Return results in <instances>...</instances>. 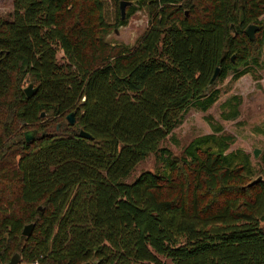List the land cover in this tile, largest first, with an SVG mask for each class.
<instances>
[{
  "label": "trees",
  "instance_id": "obj_1",
  "mask_svg": "<svg viewBox=\"0 0 264 264\" xmlns=\"http://www.w3.org/2000/svg\"><path fill=\"white\" fill-rule=\"evenodd\" d=\"M115 1L113 23L102 0H13L0 16V264H264V174L251 183L249 155L227 153L234 136L212 124L180 155L160 146L218 82L260 66L264 0H135L126 17L145 8L148 24L131 45L107 40L127 22ZM150 153L161 167L127 180Z\"/></svg>",
  "mask_w": 264,
  "mask_h": 264
},
{
  "label": "rangeland",
  "instance_id": "obj_2",
  "mask_svg": "<svg viewBox=\"0 0 264 264\" xmlns=\"http://www.w3.org/2000/svg\"><path fill=\"white\" fill-rule=\"evenodd\" d=\"M129 1L134 4L135 0ZM104 17L113 23L117 18V4L115 0H102ZM125 6V16L126 17ZM13 11V0H0V16L8 17ZM264 18V15H263ZM148 24V14L145 8H139L127 18V22L110 28L107 40L112 44L131 45L143 32ZM61 53L58 55L60 56ZM260 66L254 67L251 72L241 76L236 81L227 77L222 82L217 83L221 88L219 99L207 110L200 111L190 108L185 113L182 123L177 126L160 144L167 147L174 155H180L183 147L195 136L211 133L213 125H220L222 133L234 136V141L227 150L235 152V162L243 158L244 154L249 155L252 177L263 176L264 174V132L256 129V126H264V47L260 57ZM31 81L23 83V89ZM237 95L241 99L239 105V116L235 119H225L222 115L227 108L223 104L231 96ZM64 120L63 122H65ZM62 122V123H63ZM213 124V125H212ZM68 124H61L58 130L67 129ZM50 129L54 130V127ZM257 149V157L253 151ZM161 167L157 156L150 153L145 159L137 164L127 180L134 179L142 170L155 171ZM264 224V223H262ZM18 264H31L19 262Z\"/></svg>",
  "mask_w": 264,
  "mask_h": 264
},
{
  "label": "water",
  "instance_id": "obj_3",
  "mask_svg": "<svg viewBox=\"0 0 264 264\" xmlns=\"http://www.w3.org/2000/svg\"><path fill=\"white\" fill-rule=\"evenodd\" d=\"M130 3L129 1H121L120 2V13H121V19L124 18L125 16V6ZM231 28L233 30V24H231ZM258 29V25L256 24H249L246 28H245V33L248 35V37L250 39H254V36H255V31ZM218 71H219V66H217L214 70V73L212 75V78L210 80V83H212L215 78L217 77V74H218ZM37 91V87H34L33 86V83H29L25 88H24V92L26 94L27 97H31L32 95H34ZM44 112L41 113L42 116H44ZM66 121L63 122V123H59L57 124V130L59 129L60 125L61 124H68V126L72 127L74 124H75V112L74 111H71L69 112L67 115H66ZM44 134V133H43ZM38 135V132L36 129H30V130H26L24 132V137H25V140L26 141H29V140H32L34 137H36ZM78 135L81 136V137H84V138H92V136L84 131L83 129H80L79 132H78ZM259 154L258 150L255 149L253 151V155L255 157H257ZM262 178V176H258L257 178H255L251 183H254L258 180H260ZM34 226V223L31 222V223H28L24 226L23 228V231H22V234L24 236H29L31 231H32V228ZM21 259V256H20V253L19 252H15L12 257L10 258V260L5 263V264H18L19 261ZM93 262L91 261H87V262H83L81 264H92Z\"/></svg>",
  "mask_w": 264,
  "mask_h": 264
},
{
  "label": "built area",
  "instance_id": "obj_4",
  "mask_svg": "<svg viewBox=\"0 0 264 264\" xmlns=\"http://www.w3.org/2000/svg\"><path fill=\"white\" fill-rule=\"evenodd\" d=\"M33 264H38L37 262H34Z\"/></svg>",
  "mask_w": 264,
  "mask_h": 264
},
{
  "label": "crops",
  "instance_id": "obj_5",
  "mask_svg": "<svg viewBox=\"0 0 264 264\" xmlns=\"http://www.w3.org/2000/svg\"><path fill=\"white\" fill-rule=\"evenodd\" d=\"M31 264H33V263H31Z\"/></svg>",
  "mask_w": 264,
  "mask_h": 264
}]
</instances>
